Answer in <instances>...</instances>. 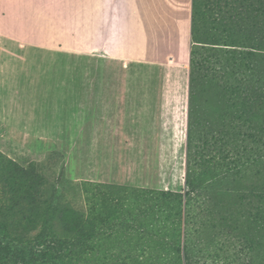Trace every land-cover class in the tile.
Returning <instances> with one entry per match:
<instances>
[{
	"label": "rangeland",
	"instance_id": "374dc122",
	"mask_svg": "<svg viewBox=\"0 0 264 264\" xmlns=\"http://www.w3.org/2000/svg\"><path fill=\"white\" fill-rule=\"evenodd\" d=\"M16 1L43 0H0V264H264V0H224L242 16L190 43L207 60L156 88L158 118L132 112L139 40L92 39L69 9L34 38Z\"/></svg>",
	"mask_w": 264,
	"mask_h": 264
},
{
	"label": "crops",
	"instance_id": "0c3cea01",
	"mask_svg": "<svg viewBox=\"0 0 264 264\" xmlns=\"http://www.w3.org/2000/svg\"><path fill=\"white\" fill-rule=\"evenodd\" d=\"M191 2L192 0H43L35 8L29 4L19 7L16 1L4 9L7 10L8 17L5 19H9L10 23H40L41 35H33L34 38H48L51 24L61 22L62 17L68 14L66 9H69L68 15L76 17L71 22L90 24L92 39L133 37L139 40L133 54L138 60L137 82L143 83L142 88L135 92L143 107L141 104L138 108L139 102L132 99V112L139 110L147 113L149 118H158L161 93L156 88L166 87V82H172L175 75L181 77L184 64L189 65L187 49L190 46ZM118 55L125 53L118 52ZM162 56L179 66L174 69L166 63L156 62ZM122 66L124 64L119 65ZM118 76L121 86H125L126 78ZM186 82H189V78Z\"/></svg>",
	"mask_w": 264,
	"mask_h": 264
},
{
	"label": "trees",
	"instance_id": "16d2710c",
	"mask_svg": "<svg viewBox=\"0 0 264 264\" xmlns=\"http://www.w3.org/2000/svg\"><path fill=\"white\" fill-rule=\"evenodd\" d=\"M226 3L224 0H192L191 2V22H190V43L192 47L194 45L211 46L219 45L218 39L223 35L218 33V27L223 26L224 22L229 26L234 22L236 17L242 16V12H236L224 17V8ZM234 14V13H233ZM207 25V27H206ZM209 25V26H208ZM191 47L189 53V64L191 66L197 65L198 68L206 62L207 59H201L202 62H198L197 49ZM213 51V50H212ZM251 55V53L249 54ZM199 64V65H198ZM217 64V63H216ZM196 76L194 71L191 70L189 74V89H188V126H187V158L190 160L191 152L189 143L196 137V122L191 116L192 103L196 96ZM195 136V137H194ZM229 138H226V140ZM163 196L170 195V192H162ZM260 221L264 220V210L260 211ZM50 225L46 223L45 231L41 237H45L44 233L49 230ZM42 239V238H41Z\"/></svg>",
	"mask_w": 264,
	"mask_h": 264
}]
</instances>
